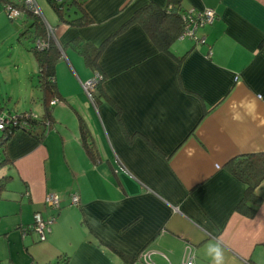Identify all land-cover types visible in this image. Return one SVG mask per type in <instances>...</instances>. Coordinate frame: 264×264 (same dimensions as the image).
<instances>
[{
    "label": "crops",
    "instance_id": "0c3cea01",
    "mask_svg": "<svg viewBox=\"0 0 264 264\" xmlns=\"http://www.w3.org/2000/svg\"><path fill=\"white\" fill-rule=\"evenodd\" d=\"M83 1L91 25H57L58 16L47 22L57 25L61 47L75 37L99 45L142 5L168 2ZM5 2L0 45L19 28ZM181 5L216 10L214 23L199 31L206 42L178 39L170 55L140 24L131 25L99 59L105 79L98 100L83 87L95 73L81 54L63 49L56 65L61 102L44 141L18 129L0 147V180L10 177L0 197V264H128L117 251L134 257L131 264H145L141 252H149L151 264H181L187 246L196 264H212L208 249L217 242L225 264H264V181L257 187L262 203L248 217L235 210L246 186L225 166L264 151V0ZM38 71L33 60L36 88ZM41 96L32 98L40 113L29 110L37 116L44 113ZM79 115L98 163L82 145ZM48 193L60 198L59 210L46 206ZM37 212L56 216L45 240L23 231Z\"/></svg>",
    "mask_w": 264,
    "mask_h": 264
},
{
    "label": "trees",
    "instance_id": "16d2710c",
    "mask_svg": "<svg viewBox=\"0 0 264 264\" xmlns=\"http://www.w3.org/2000/svg\"><path fill=\"white\" fill-rule=\"evenodd\" d=\"M47 1L58 16L59 22L57 25L87 26L94 22L92 16L85 10L83 0ZM17 5L23 10V16L31 20L30 25H25V30L20 32L19 39H21V36H28L31 32L33 34V46L30 50L33 52L34 58L38 64V88L42 93L41 100L44 107L42 116L33 118L31 116H26L30 111L20 112L18 116L20 118L25 117L29 127H25L24 130L29 132L40 142L44 141L47 132L53 124V109L55 105L52 104V100L55 97H59L56 82V65L63 55V49L65 50L66 47H70L77 51L83 56L87 66L94 73H99L101 75V79L96 84L95 90L92 93V98L98 100L99 95L104 93L102 85L105 79L99 65V59L111 40L120 33H123L131 25L140 24L160 51L172 55L171 46L180 38L184 30L182 15L186 11L181 5V0H168L165 6L150 1L138 8L118 30L113 32L101 44L95 45L90 41L75 37L71 39L65 47H61L56 38L55 28L57 25L51 26L53 30V32H51L42 15L31 12L23 4L18 3ZM67 6H71L75 9L74 12L76 15L74 17H71V14L67 13ZM39 38L41 40H46V47L40 49L36 46V40ZM184 57L185 55L176 58L181 62ZM1 110L2 107L0 106V113ZM78 119L82 145L91 160L94 163H98L100 162V156L90 128L82 116L79 115ZM20 128V125H16L8 126L5 130H2V134L0 135V147ZM4 161V159L0 161V166ZM225 166L246 186L243 198L237 204L235 210L248 217H253L258 206L262 203V197L257 193V187L264 181V151L238 155L229 160ZM9 178V176H5L0 180V197L1 193L6 188ZM117 253L125 259L128 264L135 261L134 257H130L118 251ZM53 264H58V262Z\"/></svg>",
    "mask_w": 264,
    "mask_h": 264
},
{
    "label": "built area",
    "instance_id": "2783aa9c",
    "mask_svg": "<svg viewBox=\"0 0 264 264\" xmlns=\"http://www.w3.org/2000/svg\"><path fill=\"white\" fill-rule=\"evenodd\" d=\"M18 3L23 4L28 10L31 12L42 15L41 8L39 7L36 0H8L4 4L5 11L8 17L11 20H16L23 17V10L17 5ZM217 13L213 8H204L202 10H188L185 11L182 15V19L184 21V30L180 35L179 39L188 38L190 40L195 41L196 43H205L206 36L201 35L199 31L206 26L212 25L216 19ZM49 30L53 32L50 25H48ZM36 46L40 49L47 46L46 40H41L40 38L36 40ZM101 79V75L99 73H95L93 77L83 82V87L88 95L92 98V93L95 90L96 84ZM61 100L55 97L52 100V104H58ZM26 116L38 117L37 115L28 112ZM20 125V129H24L25 127H29L28 122L25 120V117L20 118L18 113H5L0 115V129L5 130L8 126H16ZM71 200L73 203H79L80 197L78 193H73L71 195ZM45 204L47 207L53 210H59L61 207V200L55 193H48L45 197ZM56 216L52 215L49 218H44L41 213L35 214V221L33 225L24 228V234L32 228L35 230L41 240H45L47 234L51 232L52 224L55 221ZM140 260H142L145 264H151L150 254L149 252H141L138 256ZM181 264H196L195 262V253L191 246H187L186 253L184 255V259Z\"/></svg>",
    "mask_w": 264,
    "mask_h": 264
},
{
    "label": "rangeland",
    "instance_id": "374dc122",
    "mask_svg": "<svg viewBox=\"0 0 264 264\" xmlns=\"http://www.w3.org/2000/svg\"><path fill=\"white\" fill-rule=\"evenodd\" d=\"M42 10V17L50 24H53V19H57V14L48 3L47 0H36ZM67 1V0H65ZM70 1V0H69ZM67 13L74 17L76 14L74 8L67 6ZM18 28L15 39L7 41L0 45V106L2 107L1 115L8 113H20L29 111L33 108V112L40 113L39 107H34V102L40 101V91L34 87V82H37V76L32 74V66L34 55L30 48L33 46L32 32L28 36H21L20 32L24 31V23L30 25L31 20L26 17L13 20ZM56 23V22H55ZM64 58H66L64 56ZM26 73H28L27 77ZM27 84V86L25 85ZM27 87V88H26ZM22 89V90H21ZM24 89H28L25 92ZM32 98L33 101L32 103ZM42 98V96H41ZM40 105V104H38ZM2 131L0 130V135ZM3 169L2 171H5Z\"/></svg>",
    "mask_w": 264,
    "mask_h": 264
},
{
    "label": "clouds",
    "instance_id": "9594fccd",
    "mask_svg": "<svg viewBox=\"0 0 264 264\" xmlns=\"http://www.w3.org/2000/svg\"><path fill=\"white\" fill-rule=\"evenodd\" d=\"M208 253L211 256L212 264H225L224 248L219 242L211 245Z\"/></svg>",
    "mask_w": 264,
    "mask_h": 264
}]
</instances>
